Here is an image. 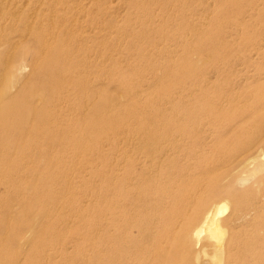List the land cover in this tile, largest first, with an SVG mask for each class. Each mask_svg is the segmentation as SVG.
<instances>
[{
    "label": "rangeland",
    "instance_id": "rangeland-1",
    "mask_svg": "<svg viewBox=\"0 0 264 264\" xmlns=\"http://www.w3.org/2000/svg\"><path fill=\"white\" fill-rule=\"evenodd\" d=\"M58 48L63 64L46 66ZM47 72L65 76L59 97ZM30 92L52 118L34 138L15 106L0 132L8 264H220L203 217L238 180L251 215L226 261L258 262L245 254L264 241V128L251 133L264 126V0H0V108Z\"/></svg>",
    "mask_w": 264,
    "mask_h": 264
},
{
    "label": "bare ground",
    "instance_id": "bare-ground-1",
    "mask_svg": "<svg viewBox=\"0 0 264 264\" xmlns=\"http://www.w3.org/2000/svg\"><path fill=\"white\" fill-rule=\"evenodd\" d=\"M21 54H22V56H27L29 54L28 46H24L22 48ZM61 54H62V49H60V48L52 50L51 56L48 57L47 60H46V63H47L46 66H49V67L53 66V69H54V67L56 68V67H59L60 65H62L63 63H58L59 60H60V55ZM46 75L47 76H51V77H52V75L54 76L53 73L51 74L49 72H47ZM53 80H55L54 86L56 87V93L54 92V94H53L54 97H52V98H56V97L60 96L59 94H60L61 88L63 87L62 82L65 80V76L59 77L58 75H56V76H54ZM34 90H35V87L32 88V91H34ZM33 95H34V92H30V93L27 94V97H25V98H23L25 96L24 95V96H22L20 98H17L16 101L13 100L12 103H5V104L2 105V107L0 108V132L3 130V132L6 133V132H11V130H14V127L11 126V124H10L11 120L16 118V115L12 114V109L15 106H19V105L24 106V108H22L24 110L23 113L25 115H27V116H31L32 119L35 121L34 122V126H33V129H34L35 133L32 134L31 137L37 138L38 136L42 135L43 131L48 129V127L50 126L49 122H50V120L52 118V114L49 113L48 115L45 116L44 114H40L41 112H38V111L34 110L33 107H31L29 105L27 106V104L29 102V100H28L29 96H30V100H31ZM57 95H59V96H57ZM12 116H15V117H12ZM19 120H21V118ZM17 123H19V122H17ZM20 125H22V122H20ZM24 126H25V124L23 125V128H19L18 130H20L22 132L24 130ZM100 126H101V124H99L97 126V128L100 129ZM263 128H264V126L263 127L262 126L261 127L260 126L259 127L255 126L251 130L252 131L251 133L254 134L253 137L258 136L261 133ZM151 140H153V139H151ZM48 143L51 146V143L50 142H48ZM42 145L43 144L39 145V143L37 145L36 139L30 140L28 142V146L29 147L37 146L39 148ZM260 157L262 158L261 162H260V165H261L262 168H264V159H263L264 155H261ZM238 181H240V180H238ZM238 181H236V183L233 184V187L228 188V189L225 188L224 186H221V185L216 186V188H214L216 195H220V194L223 195L224 194L225 197H226V198H223V199H225V201L227 203L223 204L220 207V210H222V208L228 209V204L230 206H233L234 211H233V213L231 214L230 217H228V218H226L224 220H219L218 216L221 214L220 210L216 211L217 213H213L214 211L213 212L212 211H207L206 208H204V210H206V211H205V216L203 217L204 218L203 219V223H204V225L208 226V229L214 235L213 238L217 239V244H218V245L215 246V253L213 255V259L215 261H219L220 264H231V263H233L235 261H240L238 259H234L233 261L227 262L228 261L227 259H230V257L232 256V251H234V252L238 251V247H239V244H240V236H241L240 232L243 231V230L240 229V228H237L236 225L241 223V226H243V227H246V226L248 227L249 226V217H250L251 214L242 213L241 210H237V208L239 207L240 203H239V201H238V199L236 197V194H235L236 192L233 189H234V185L235 186L238 185V183H237ZM239 184H241V183H239ZM125 186H127V185H125ZM232 191H233V193H232ZM218 208H219V206L217 207V210H218ZM263 210H264V206H263ZM199 217L200 216L196 215L195 216L196 219L195 218L194 219L197 220V219H199ZM193 222H191V224L188 226V229L186 231V236H187L188 239L190 238V235L192 233L191 227H192ZM200 228L201 227H199V229ZM204 228H205V226H204ZM227 234H230V235H229V238L226 240ZM244 240H242V241H244ZM242 241H241V243H242ZM257 243L258 244H254L253 241H252V243H251L252 246L249 243V245H248L249 251H247V253L245 254V255H247L249 257H251L252 254L256 258L258 257L256 259L258 262L255 261L253 264H258L260 261L264 260V241L257 242ZM233 256L236 257L235 255H233ZM0 264H8V261H4L1 258V254H0Z\"/></svg>",
    "mask_w": 264,
    "mask_h": 264
}]
</instances>
